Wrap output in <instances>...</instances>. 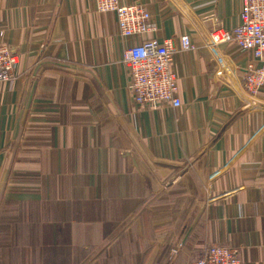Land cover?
<instances>
[{"label":"crops","instance_id":"1","mask_svg":"<svg viewBox=\"0 0 264 264\" xmlns=\"http://www.w3.org/2000/svg\"><path fill=\"white\" fill-rule=\"evenodd\" d=\"M121 3L150 11L159 43L196 40L174 57L181 108L134 104L122 58L138 40L95 0H0V43L19 56L0 83V264H192L212 246L264 264L251 56L218 47L227 76L206 42L239 25L241 0Z\"/></svg>","mask_w":264,"mask_h":264},{"label":"built area","instance_id":"2","mask_svg":"<svg viewBox=\"0 0 264 264\" xmlns=\"http://www.w3.org/2000/svg\"><path fill=\"white\" fill-rule=\"evenodd\" d=\"M95 11L115 16L121 39L138 40L126 46L122 58L130 75L129 92L134 104L150 110L181 108L178 78L173 71L174 57L177 52L196 51V40L183 34L177 40L178 48L173 39L159 43L152 38L156 26L144 5L95 0ZM239 21L232 31L214 29L208 36L207 47L216 50L222 45L234 44L250 54L243 89L247 96L257 98L264 87V0H241ZM18 65L17 53L0 43V83L12 82ZM192 264H243V261L238 249L212 246L204 249Z\"/></svg>","mask_w":264,"mask_h":264},{"label":"water","instance_id":"3","mask_svg":"<svg viewBox=\"0 0 264 264\" xmlns=\"http://www.w3.org/2000/svg\"><path fill=\"white\" fill-rule=\"evenodd\" d=\"M176 2V1H175ZM207 45H210L209 40L206 41ZM212 53L214 54L215 58L218 60V63L221 67V69L223 70V72L226 73V75L228 76L229 70L227 68L226 63L221 59L220 54L217 52V50H215L214 48H211ZM241 97L243 99V101L247 104L248 109H264V104L258 102L255 99H252L244 94L241 93Z\"/></svg>","mask_w":264,"mask_h":264}]
</instances>
